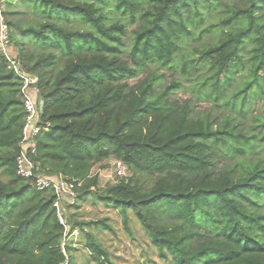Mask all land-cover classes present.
I'll return each mask as SVG.
<instances>
[{"label":"trees","instance_id":"obj_1","mask_svg":"<svg viewBox=\"0 0 264 264\" xmlns=\"http://www.w3.org/2000/svg\"><path fill=\"white\" fill-rule=\"evenodd\" d=\"M23 1L48 18L24 26L6 9L11 43L44 102L31 159L48 176L82 181L77 203L97 198L125 224L131 211L169 264H264V115L248 119L264 97V0H149L151 9L143 0ZM114 11L143 22L124 56L127 26L111 22ZM28 37L48 50L30 48ZM165 69L212 107L194 114L172 100L178 80L157 92ZM20 87L0 54V264H77L54 194L17 175ZM112 157L133 176L101 189L93 169ZM137 175L156 179L148 187ZM67 221L69 233L92 225ZM86 237L97 264H115Z\"/></svg>","mask_w":264,"mask_h":264},{"label":"rangeland","instance_id":"obj_2","mask_svg":"<svg viewBox=\"0 0 264 264\" xmlns=\"http://www.w3.org/2000/svg\"><path fill=\"white\" fill-rule=\"evenodd\" d=\"M9 2L11 5H9L10 10H15V12H17L15 18L20 20L21 25H39L42 21L48 19L42 13H38L34 9L33 3H28L23 0H10L6 4V9ZM143 7L146 9H151L150 1L143 0ZM63 14L64 12H62V15ZM60 18L62 19V16H60ZM116 21H120L127 26L128 34L126 37H124V46L122 47L124 56L126 55V53H124L125 50H128V47L132 42V32L138 29L143 24V22L140 21V18L134 22H131L127 15L114 11L112 13L111 22ZM64 24L67 27H84L83 24H77L74 21L65 22ZM31 41V37H28L27 40H25L29 47L35 49L37 52L41 53L48 50L39 48ZM198 44H200L199 41L193 43V45ZM158 73H164L165 78H163L162 81H160L156 86L157 92L161 91L165 87L171 86L176 80H178L182 83V87L176 89L173 92V94L171 95L172 100L178 101L181 105H186L187 102H189L188 106L193 108L194 114L202 113L212 107V103L201 100H199V102L195 101L196 98L191 91L192 83L184 81L181 74H173L171 70L167 69L161 70ZM148 74L149 73L147 71H142L135 78H129L127 81L128 85H137ZM220 109L221 108L217 107V110ZM250 110L251 111L248 115V119H252L253 116L259 115L260 113L264 115V97H262L261 99H255ZM215 112L216 110H214V113ZM114 160L115 158L112 157L109 160L97 164L93 169V175L98 176L99 188L101 189H104L110 184H113L112 181L114 179L112 177L114 174ZM222 167L223 163L220 162L218 164V168L221 169ZM129 176L131 178L133 176L132 173H130ZM0 178L3 181H7V177L3 175L1 171ZM136 178H138L140 183L148 187L152 186L154 184L153 182L156 179L155 176L146 177V175H137ZM66 210L67 220L72 217L74 220H77L79 222L92 224L85 226L84 231L77 228L71 233H69V231L67 232V245L75 248V250H72L71 253L74 255L77 264H97L92 259L90 252L85 246L87 239L86 234L88 232L94 234L97 239L103 244V246L108 249L111 255V259L115 264H169V262H165L159 257L158 250L151 244V241L147 236L145 229L131 211L127 212L128 221L127 224H125L124 217L118 210L108 208L100 200L92 197L87 198V201L84 203H77L76 200V203L74 205H67ZM101 221H105V224L111 226L112 229L94 225L95 222L97 223Z\"/></svg>","mask_w":264,"mask_h":264},{"label":"built area","instance_id":"obj_3","mask_svg":"<svg viewBox=\"0 0 264 264\" xmlns=\"http://www.w3.org/2000/svg\"><path fill=\"white\" fill-rule=\"evenodd\" d=\"M10 0H0V54L5 56L9 67L14 70L20 78L21 98L25 107V119L22 128V138L20 141L21 152L17 158V175L30 180L32 187L41 191H51L54 196V208L61 225L66 229L64 246L67 245V205H74L78 196V187L82 181L70 180L63 176H48L41 169L40 165L31 159L30 155L35 151L36 138L43 129L41 122L38 77L27 72L18 57V51L10 40V26L7 22L6 4ZM113 181L118 183L122 179H127L130 175L129 166L122 160L115 159L113 163Z\"/></svg>","mask_w":264,"mask_h":264},{"label":"water","instance_id":"obj_4","mask_svg":"<svg viewBox=\"0 0 264 264\" xmlns=\"http://www.w3.org/2000/svg\"><path fill=\"white\" fill-rule=\"evenodd\" d=\"M43 105H44V102L41 101V102H40V110H41V111H42V109H43Z\"/></svg>","mask_w":264,"mask_h":264}]
</instances>
